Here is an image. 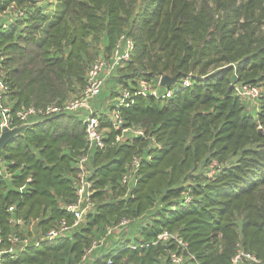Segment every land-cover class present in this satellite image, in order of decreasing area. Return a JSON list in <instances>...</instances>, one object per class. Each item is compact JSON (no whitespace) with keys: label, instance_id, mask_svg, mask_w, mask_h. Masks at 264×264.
<instances>
[{"label":"trees","instance_id":"1","mask_svg":"<svg viewBox=\"0 0 264 264\" xmlns=\"http://www.w3.org/2000/svg\"><path fill=\"white\" fill-rule=\"evenodd\" d=\"M122 35L133 42L130 60L104 83L110 104L98 109V98L93 107L106 143L85 163L93 207L66 234L40 241L60 221L73 223L65 206L86 148L85 112L31 120L0 150L9 171L0 179V239H28L0 264H172V251L183 264H229L238 248L264 261V0H0L11 110L76 96L90 63ZM163 75L177 80L161 87ZM141 81L171 95L134 96L120 115L146 138L112 144L106 114L121 89ZM239 85L259 88L255 109ZM163 232L185 248L156 243Z\"/></svg>","mask_w":264,"mask_h":264},{"label":"built area","instance_id":"2","mask_svg":"<svg viewBox=\"0 0 264 264\" xmlns=\"http://www.w3.org/2000/svg\"><path fill=\"white\" fill-rule=\"evenodd\" d=\"M133 50V42L126 36H120L106 56L96 57L90 65L87 67L84 78V86L79 93L73 98L57 102H49L45 105L34 106L30 105L25 108H20L15 111L11 110L9 105V86L6 83L4 77L0 75V135L3 130H11L22 125H30L31 120H40L50 116H53L62 112L72 111H84L85 117L83 120V129L86 140L85 152L79 156L77 160V175H76V190L75 199L72 203L65 206L67 212L73 217L72 225H68L64 220L60 221L55 227L48 229L40 238L42 242H52L55 238L62 236L68 232V230L78 224L85 216V214L93 207L91 196L93 194L92 182L88 180L89 171L85 166V163L90 154L91 148L104 149L106 143L104 141L103 132L100 128L99 114L92 106L94 99L100 94V91L104 87L106 79L119 67L124 66L130 60L131 52ZM158 78V85H159ZM189 85V80L184 78L181 82V86L186 87ZM235 92L238 96L250 98L255 100L259 96V88L252 85H239L235 87ZM136 95H152L153 97L160 99L164 97H170L171 91L165 90L160 93L159 89L151 88L147 83L141 81L139 86L134 91L127 89H121L113 100L111 110L106 114V121L110 124L113 131L117 132L112 144L123 141L129 137L139 136L146 138L143 129L135 126H124L123 118L120 115V108L128 107L133 97ZM101 109V108H100ZM138 165L137 157H133L128 173L122 177V182L127 185L133 181L134 174ZM9 178V171L4 161L0 160V179ZM128 187V186H127ZM9 211L13 208L9 207ZM10 223L23 226L24 223L21 219L9 220ZM127 223V220H122L120 226ZM30 229L31 226H30ZM27 238L19 239L17 236H13L10 239L9 245H3L0 239V263L3 255L14 253L15 244H26ZM173 241L177 248H185L182 240L178 239L175 235L163 232L157 236L156 243ZM92 246L85 251L82 256V260L90 252ZM172 264H183V258L177 251H172L169 255ZM247 262L249 264H264V261L258 259L250 252L244 251L238 248L234 256L231 258L229 264H242ZM108 264L110 262L108 261Z\"/></svg>","mask_w":264,"mask_h":264},{"label":"water","instance_id":"3","mask_svg":"<svg viewBox=\"0 0 264 264\" xmlns=\"http://www.w3.org/2000/svg\"><path fill=\"white\" fill-rule=\"evenodd\" d=\"M176 80H177L176 76L170 77L167 75H163L159 79V86L161 87L171 86L176 82ZM26 127H28V125H22L11 130H3V132L0 135V150L5 148L7 143L11 141L15 136H17L21 131H23Z\"/></svg>","mask_w":264,"mask_h":264},{"label":"rangeland","instance_id":"4","mask_svg":"<svg viewBox=\"0 0 264 264\" xmlns=\"http://www.w3.org/2000/svg\"><path fill=\"white\" fill-rule=\"evenodd\" d=\"M0 75H2L4 77V72H0ZM107 87H109V84L107 83V85H105V87L102 88V90L100 91V94L94 99V101L92 102V106L95 107L97 109V106H95V103L97 101V99L99 98L98 102V109H102L104 108L105 105H107L108 103L110 104V100L107 99V97L105 95ZM119 87L115 88V90L117 91ZM73 95H69L67 99L72 98ZM101 97H103V99H100ZM244 103L247 105L248 110H253L256 108V101L252 100L250 98H246V97H242ZM103 100V101H102ZM100 103V104H99ZM113 103V101H112ZM31 230V229H30Z\"/></svg>","mask_w":264,"mask_h":264}]
</instances>
